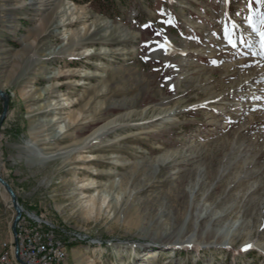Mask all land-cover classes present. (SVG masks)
<instances>
[{"label": "rangeland", "instance_id": "374dc122", "mask_svg": "<svg viewBox=\"0 0 264 264\" xmlns=\"http://www.w3.org/2000/svg\"><path fill=\"white\" fill-rule=\"evenodd\" d=\"M256 13V0H0V175L21 208L81 235L59 264H264ZM15 216L0 185V254ZM198 235L226 244L167 240Z\"/></svg>", "mask_w": 264, "mask_h": 264}, {"label": "built area", "instance_id": "2783aa9c", "mask_svg": "<svg viewBox=\"0 0 264 264\" xmlns=\"http://www.w3.org/2000/svg\"><path fill=\"white\" fill-rule=\"evenodd\" d=\"M18 250L25 264H52L59 260V243L73 236L68 229H59L43 212L33 215L22 208V218L18 223ZM3 258V253L0 254Z\"/></svg>", "mask_w": 264, "mask_h": 264}, {"label": "bare ground", "instance_id": "6f19581e", "mask_svg": "<svg viewBox=\"0 0 264 264\" xmlns=\"http://www.w3.org/2000/svg\"><path fill=\"white\" fill-rule=\"evenodd\" d=\"M69 24H71V22L69 23ZM64 25V24H63ZM63 25H61V26H63ZM89 55H91V54H89ZM151 57L153 58V60H157L156 59V55H155V53L154 54H152L151 55ZM41 94H42V92H41ZM56 103H54V105H55ZM56 107V106H55ZM68 107V106H67ZM55 109H60V108H58V107H56ZM60 119L61 118H59L58 116H54V118L51 120V122H53V124L52 125H56V124H58V125H60L61 123V121H60ZM67 126V125H66ZM65 130V126H62V125H60V126H58V130L56 129L55 130V134L56 135H58V136H60V135H63V134H65L66 133V131H64ZM101 130H103V128H101V129H98V130H96L95 132H93L90 136H88V137H86L85 139H83V141H81L80 143H78L76 146H74L73 147V149L72 150H70L69 152H67V156L66 157H69V156H71L69 153L70 152H72V153H75V154H78V153H84L85 152V149H87V147L92 143V142H94L95 140H97L98 139V137H99V135L101 134ZM108 130V129H107ZM54 134V135H55ZM43 135V134H42ZM55 135V136H56ZM54 139L56 138V137H53ZM57 139V138H56ZM51 140V139H50ZM46 141V140H45ZM66 152H64V154H65ZM95 159L94 158H90V159H87V160H85V162H93ZM161 160V159H160ZM78 161H82V160H80V159H78L77 161H75V162H78ZM161 163H163V161H160ZM83 170L84 171H87V169L84 167L83 168ZM95 175H97L98 176V174H95ZM82 186L80 187L82 190H85V191H89V190H92L94 187H96V185H95V182L94 181H90V182H88V183H86V184H81ZM70 194V193H69ZM96 197V196H95ZM83 198V197H82ZM86 198V197H85ZM89 198V197H88ZM11 203V202H10ZM206 213V212H205ZM204 213V214H205ZM224 213V215H226L227 213H228V210H226L225 212H223ZM33 215H35V214H33ZM202 215H203V213H201V215L199 216L200 218L202 217ZM205 216L203 215V217L202 218H204ZM178 234V233H177ZM181 235V238H179V240L181 239H183V238H185V236L184 235H182V234H180ZM199 236H203V235H198V237L196 238V240L195 241H193V239L192 240H190V241H186V242H179V241H173L172 242V240H170V239H167L169 242V244H172V245H175V246H178V247H181L182 248V246L183 245H192L194 242V244H196V245H200L199 247H202V246H208V245H211V247H213V246H216V245H225L226 244V242L225 241H223V240H219L218 239V241L217 240H215L214 242L213 241H211V238H215V237H211V236H205V238H208V239H199ZM177 237H180V236H177ZM216 239V238H215ZM214 240V239H213ZM76 241H79V240H76ZM76 241H74V242H76ZM13 243H14V241L12 240V241H10V242H8V243H6V244H3V258H0V264H25V261H24V257H22L21 255H19V258H20V260H21V262H19L18 260H16L15 259V247H12L13 246ZM66 243H67V241L66 240H61L60 241V243H59V260H52V264H56V263H61V262H63L65 259H66V257H67V255H66V248H67V246H66ZM192 247H194V246H192ZM229 247H230V245H229ZM196 249V248H195ZM193 250V249H192ZM262 250H264L263 248H262ZM261 249H260V251H262ZM156 253V252H155ZM155 253H151V254H149L148 255V257L151 259V258H154L155 257ZM153 254H155V255H153Z\"/></svg>", "mask_w": 264, "mask_h": 264}, {"label": "water", "instance_id": "95a60500", "mask_svg": "<svg viewBox=\"0 0 264 264\" xmlns=\"http://www.w3.org/2000/svg\"><path fill=\"white\" fill-rule=\"evenodd\" d=\"M0 100L2 101V113L0 115V131H1V128H2L4 122L7 118L8 109H9V96L5 92H3L1 89H0ZM0 185L3 187V189L5 190L7 195L9 196L11 206L14 209V212L16 215L13 222H12L11 231H12L13 240H14V244H15V258H16V260L21 262V260L19 258V254H18L19 250H18L17 227H18L19 221L22 218V208L18 203L17 196H16L13 188L9 185V183L6 180H4L1 177V175H0Z\"/></svg>", "mask_w": 264, "mask_h": 264}, {"label": "snow or ice", "instance_id": "6c2138e0", "mask_svg": "<svg viewBox=\"0 0 264 264\" xmlns=\"http://www.w3.org/2000/svg\"><path fill=\"white\" fill-rule=\"evenodd\" d=\"M256 3L257 4H264V0H256ZM247 6H248L249 10H251L252 4L249 3ZM255 15L260 16V22H261V24H264V14L256 13ZM247 21L251 25L253 30L260 36V38H261V48L264 49V31H261L259 28L256 27V24L254 23L252 15L247 17ZM167 23H171V21H168ZM145 27L147 28V27H151V26L150 25H145ZM161 34L162 33L159 32V31L156 32V36H160ZM225 34L228 35V37H229L228 43L231 44L233 48H235L236 47V42L231 39V35H230V33L228 32L227 29H225ZM149 43H155L157 48H164L165 51H167V44H160L159 41H152V42H149ZM149 43H146L145 47H148ZM189 247H192V246L189 245ZM252 247H253V245L249 244V245H246L245 248L242 249V250L243 251H248L249 249H252Z\"/></svg>", "mask_w": 264, "mask_h": 264}, {"label": "trees", "instance_id": "16d2710c", "mask_svg": "<svg viewBox=\"0 0 264 264\" xmlns=\"http://www.w3.org/2000/svg\"><path fill=\"white\" fill-rule=\"evenodd\" d=\"M86 1H91V0H86ZM72 246H70V248H71Z\"/></svg>", "mask_w": 264, "mask_h": 264}]
</instances>
